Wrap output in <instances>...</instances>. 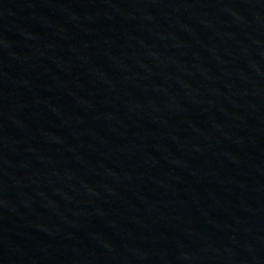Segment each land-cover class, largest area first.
Wrapping results in <instances>:
<instances>
[{
    "label": "water",
    "instance_id": "water-1",
    "mask_svg": "<svg viewBox=\"0 0 264 264\" xmlns=\"http://www.w3.org/2000/svg\"><path fill=\"white\" fill-rule=\"evenodd\" d=\"M0 264H264V0H0Z\"/></svg>",
    "mask_w": 264,
    "mask_h": 264
}]
</instances>
